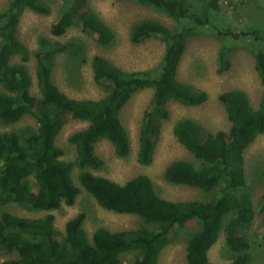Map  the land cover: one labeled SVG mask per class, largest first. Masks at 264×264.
Returning <instances> with one entry per match:
<instances>
[{
  "label": "trees",
  "instance_id": "trees-1",
  "mask_svg": "<svg viewBox=\"0 0 264 264\" xmlns=\"http://www.w3.org/2000/svg\"><path fill=\"white\" fill-rule=\"evenodd\" d=\"M47 1L7 0L0 9V122L14 124L30 114L37 124L34 128L0 131V205L13 202L28 210L44 211L38 217L0 212V252L16 254L0 264H121V255L127 252H134L128 264H157L162 248L172 241L177 229L194 221L199 222V227L186 238V264H264V259L250 263V240L245 233L255 213H264V192L255 206L243 191L244 151L258 134L264 133V27L231 30L215 18L221 6L219 0H132L176 22L169 26L143 18L129 28L133 43L146 38L163 42L158 64L146 70L127 71L94 54L89 58L93 79L106 92L97 99H78L59 89L53 71L57 57L63 53L85 60L84 45L78 46L77 40L60 41L40 35L37 49L31 51L17 35L23 11L46 14L50 11ZM74 25L94 36L98 44L113 42L109 25L84 0H63L49 33L58 37ZM202 29L225 38L217 54V73L231 65L233 45L226 39L251 37L255 44L251 51L253 66L263 86L256 106L243 89L218 93L229 121L227 130L209 131L189 117L173 124L174 137L195 160H171L163 170L164 179L204 191L216 190L213 196L208 200H169L157 193L145 173L119 183L88 171L104 165L95 152L100 140H108L118 157L129 154V137L120 113L135 91L152 88L137 136L136 160L143 165L153 159L162 122L169 116L167 103L173 100L199 105L207 100L205 90L176 77L188 39ZM31 56L35 59L39 95L30 92L32 79L27 62ZM15 57L19 60L14 62ZM70 118L86 121L87 125L67 136L75 154L72 160H66L61 158L63 149L56 139ZM74 167L79 169L80 186L101 207L136 214L151 225L114 231L99 226L89 235L83 227L86 215L79 211L66 220L60 233L51 211L74 203L80 191L73 180ZM222 230L229 259L212 262L208 251ZM256 236L264 247V216Z\"/></svg>",
  "mask_w": 264,
  "mask_h": 264
},
{
  "label": "rangeland",
  "instance_id": "rangeland-1",
  "mask_svg": "<svg viewBox=\"0 0 264 264\" xmlns=\"http://www.w3.org/2000/svg\"><path fill=\"white\" fill-rule=\"evenodd\" d=\"M7 0H0V9ZM86 5L96 12L111 28L114 38L109 45L98 44L92 35L81 31L77 25L67 28L65 33L53 37L49 33L50 23L57 17L63 0H48L50 11L39 14L31 10H24L19 18L17 35L20 40L31 50H36L37 38L40 35L60 41L77 40L78 46L84 45L85 60H76L63 53L56 59L53 71V79L59 89L70 97L78 99H97L102 97L106 90L98 85L92 75L89 58L94 54H100L123 70H146L158 64L164 50V44L157 38H146L137 43L129 40V28L131 24L143 18L156 19L166 25L173 26L176 22L163 12H159L150 6L138 4L132 0H84ZM220 10L215 18L222 21L225 26L233 31L241 29L264 27V0H219ZM215 33L207 29L200 30L188 39L185 51L176 70V77L186 81L195 87L205 90L208 94L206 101L199 105H184L170 100L167 103L169 116L163 120L161 131L157 140L151 163L143 165L136 160L137 136L141 117L148 105L152 88H143L135 93L127 101L121 110L120 117L123 126L127 130L130 152L126 157L115 155L113 147L108 140H100L95 145V152L100 156L104 165L101 169H91L94 174L110 178L116 182L124 183L129 178L139 174H147L157 193L169 200H208L216 190L204 191L199 188L184 184L167 182L163 177L165 166L173 159H187L194 161L190 154L174 137L172 127L176 120L189 117L194 118L204 125L209 131L217 129L227 130L229 121L226 118L223 105L218 101V93L231 89H243L249 96L251 103L256 106L263 90L254 70V58L252 49L255 44L249 36L237 41L226 39L233 45L230 55L231 65L227 70L217 73V54L219 48L226 42ZM76 41V42H77ZM261 47L264 44L261 43ZM73 58V60H72ZM15 57L12 61H18ZM31 73L32 84L30 92L39 95L35 79V59L30 57L27 62ZM87 125L86 121L68 119L57 136L56 143L63 149L61 158L72 160L75 154L74 146L67 141V136ZM35 118L28 114L14 124L0 122V131L36 127ZM244 172L246 186L244 192L256 206L264 192V133L258 134L253 142L244 151ZM78 168L72 169L75 184L80 188L72 205H62L52 210L55 215L54 225L62 233L67 219L79 211L85 213L84 229L90 235L95 228L104 226L110 230L132 229L141 226H150L136 214L117 213L101 207L96 200L86 192L78 182ZM1 211H9L20 216L38 217L44 211H33L19 204L9 202L0 205ZM264 213L259 210L255 213L251 226L245 230L250 240L248 249L250 263L264 259V247L260 246L257 233L261 228ZM199 227V222L194 221L177 229L170 243L165 245L159 255L157 264H186L185 245L190 232ZM224 232H220L217 241L210 247L208 257L212 262H225L229 259V250L225 245ZM15 253L0 252V261L14 257ZM134 258V252L121 255V264H128Z\"/></svg>",
  "mask_w": 264,
  "mask_h": 264
}]
</instances>
